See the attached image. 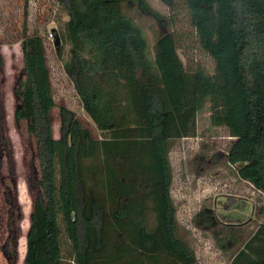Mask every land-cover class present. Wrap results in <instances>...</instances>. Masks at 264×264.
I'll use <instances>...</instances> for the list:
<instances>
[{"label":"trees","instance_id":"obj_1","mask_svg":"<svg viewBox=\"0 0 264 264\" xmlns=\"http://www.w3.org/2000/svg\"><path fill=\"white\" fill-rule=\"evenodd\" d=\"M55 1L67 16L59 25L70 44L66 73L107 136L95 137L60 106L61 132L54 137L47 46L25 20L15 119L28 121L35 138L41 192L24 264H199L177 232L170 141L196 137L198 113L209 103L211 126L234 138L227 162L264 193V0H161L171 22L184 11L197 48L214 63L212 73L186 68L174 31L157 40L150 56L142 30L123 13L125 4L137 3L157 15L147 0ZM194 222L214 231L220 224L211 210ZM226 229L218 244L227 234L236 242L234 226ZM13 236L7 241L14 244ZM229 264H264V224Z\"/></svg>","mask_w":264,"mask_h":264},{"label":"rangeland","instance_id":"obj_2","mask_svg":"<svg viewBox=\"0 0 264 264\" xmlns=\"http://www.w3.org/2000/svg\"><path fill=\"white\" fill-rule=\"evenodd\" d=\"M154 15L137 3L125 4L123 13L142 30L150 56L157 40L174 31L183 47L179 55L187 69L201 67L212 73V59L197 48L193 28L184 11L175 15L161 0H147ZM27 20L30 34L41 35L47 46L54 98L52 110L53 135L61 132L60 106L72 110L91 129L95 137L100 132L82 107L74 82L65 70L70 58V44H64L60 22L67 16L55 0H0V264H24L26 238L30 228L33 203L41 192L40 164L35 138L29 123L15 119L18 81L23 77V56L20 32ZM56 29L61 46L54 45ZM186 54V55H185ZM210 104L199 111L196 137L170 141L172 168L171 194L176 207L177 232L194 250L199 264H229L260 224H264V193L251 181L240 179L237 167L230 165L226 154L234 141L224 127H212ZM211 210L218 218L216 231L195 225L196 215ZM226 224L234 226L236 242L229 234L217 241ZM14 236H13V235ZM11 236L12 241H7ZM225 244V246L223 245ZM223 248H222V247Z\"/></svg>","mask_w":264,"mask_h":264},{"label":"water","instance_id":"obj_3","mask_svg":"<svg viewBox=\"0 0 264 264\" xmlns=\"http://www.w3.org/2000/svg\"><path fill=\"white\" fill-rule=\"evenodd\" d=\"M52 33L55 34V37H54V45L59 48L61 46V44H62L61 43L60 36H59L58 32L56 31V29H53L52 30Z\"/></svg>","mask_w":264,"mask_h":264},{"label":"crops","instance_id":"obj_4","mask_svg":"<svg viewBox=\"0 0 264 264\" xmlns=\"http://www.w3.org/2000/svg\"><path fill=\"white\" fill-rule=\"evenodd\" d=\"M231 261V260H230Z\"/></svg>","mask_w":264,"mask_h":264}]
</instances>
